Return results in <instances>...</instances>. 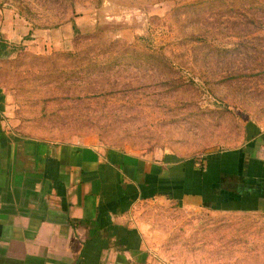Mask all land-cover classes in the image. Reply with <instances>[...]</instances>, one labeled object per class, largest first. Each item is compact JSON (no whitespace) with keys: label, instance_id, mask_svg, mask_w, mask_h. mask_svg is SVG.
I'll list each match as a JSON object with an SVG mask.
<instances>
[{"label":"rangeland","instance_id":"1","mask_svg":"<svg viewBox=\"0 0 264 264\" xmlns=\"http://www.w3.org/2000/svg\"><path fill=\"white\" fill-rule=\"evenodd\" d=\"M1 41L15 130L202 173L236 152L243 173L264 167V0H0ZM143 210L166 264H264V212Z\"/></svg>","mask_w":264,"mask_h":264},{"label":"crops","instance_id":"2","mask_svg":"<svg viewBox=\"0 0 264 264\" xmlns=\"http://www.w3.org/2000/svg\"><path fill=\"white\" fill-rule=\"evenodd\" d=\"M8 111L0 88V264H166L162 233L143 212L161 197L217 213L264 212L262 165L243 182H217L219 170L239 166L233 153L200 174L167 155L28 136L11 127Z\"/></svg>","mask_w":264,"mask_h":264},{"label":"trees","instance_id":"3","mask_svg":"<svg viewBox=\"0 0 264 264\" xmlns=\"http://www.w3.org/2000/svg\"><path fill=\"white\" fill-rule=\"evenodd\" d=\"M74 27H75V24H74ZM7 46L9 47V44H8V42H5V41H1L0 42V55H4V53H3V51L4 52H6L7 50H6V48H7ZM12 50H14V49H12ZM6 54V53H5ZM235 160H237L236 159V156H235ZM235 160H233V161H235ZM189 163L190 164H194L195 162H191V161H189ZM210 162H208V164H209ZM256 163H257V165H258V168L257 169H253L252 170V174L254 175V173H257L256 171L258 170V172L259 173H257V174H260V170H261V163L262 162H258V161H256ZM239 165H241V164H239ZM208 166V165H207ZM207 168V167H206ZM232 170H234V172L235 173H231V172H229V173H227V172H221V170H219V172H218V181L217 182H219V184L220 185H223V184H227L228 183V181H230V182H234V183H237V182H243L244 180V176H245V174L243 173V169L242 168H240L239 166H234V168H232V167H230ZM230 168H228V169H230ZM263 172H264V167H263V170H262ZM261 171V173L262 174H264L263 172ZM200 174H202V172L200 171L199 172ZM233 188V187H232ZM234 189V188H233Z\"/></svg>","mask_w":264,"mask_h":264},{"label":"water","instance_id":"4","mask_svg":"<svg viewBox=\"0 0 264 264\" xmlns=\"http://www.w3.org/2000/svg\"><path fill=\"white\" fill-rule=\"evenodd\" d=\"M0 57H2V55H0ZM169 195H172V193H169Z\"/></svg>","mask_w":264,"mask_h":264}]
</instances>
